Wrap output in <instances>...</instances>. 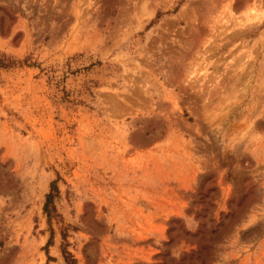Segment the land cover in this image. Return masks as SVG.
Wrapping results in <instances>:
<instances>
[{
	"label": "rangeland",
	"instance_id": "1",
	"mask_svg": "<svg viewBox=\"0 0 264 264\" xmlns=\"http://www.w3.org/2000/svg\"><path fill=\"white\" fill-rule=\"evenodd\" d=\"M0 264H264V0H0Z\"/></svg>",
	"mask_w": 264,
	"mask_h": 264
},
{
	"label": "trees",
	"instance_id": "2",
	"mask_svg": "<svg viewBox=\"0 0 264 264\" xmlns=\"http://www.w3.org/2000/svg\"><path fill=\"white\" fill-rule=\"evenodd\" d=\"M54 197V193H50L49 195H48V204L51 202V199ZM47 204V205H48ZM65 253H66V259H68V261H69V256H70V253L68 252V251H65Z\"/></svg>",
	"mask_w": 264,
	"mask_h": 264
}]
</instances>
